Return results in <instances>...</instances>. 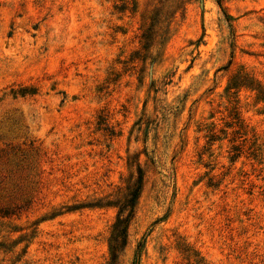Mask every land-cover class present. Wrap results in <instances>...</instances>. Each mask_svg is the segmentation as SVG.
Listing matches in <instances>:
<instances>
[{"label": "rangeland", "instance_id": "rangeland-1", "mask_svg": "<svg viewBox=\"0 0 264 264\" xmlns=\"http://www.w3.org/2000/svg\"><path fill=\"white\" fill-rule=\"evenodd\" d=\"M217 1L0 0V264H107L138 169L115 264H264V0Z\"/></svg>", "mask_w": 264, "mask_h": 264}, {"label": "trees", "instance_id": "trees-1", "mask_svg": "<svg viewBox=\"0 0 264 264\" xmlns=\"http://www.w3.org/2000/svg\"><path fill=\"white\" fill-rule=\"evenodd\" d=\"M217 3L220 6V0H218ZM225 16L226 19L230 21V18L227 15ZM143 37L144 40L149 41V39L145 37V35H143ZM143 48H145V46ZM142 184L143 173L140 169H138L137 177L135 178L132 187H130L129 192L125 197L124 201L119 205L116 218L111 226L109 246L110 259L107 264H115L114 259L116 258V255L120 253L126 245L128 225L131 219L133 218L136 202L142 189ZM26 202V199L23 200L24 206ZM23 205L12 206L8 203H3V200H0V217H11L16 215L18 210H23ZM141 249L142 245L141 243H139L133 264H137Z\"/></svg>", "mask_w": 264, "mask_h": 264}]
</instances>
